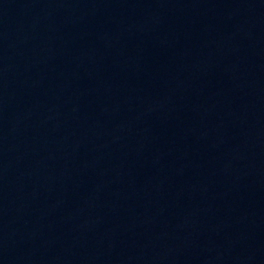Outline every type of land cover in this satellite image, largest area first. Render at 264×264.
<instances>
[{
    "label": "water",
    "instance_id": "water-1",
    "mask_svg": "<svg viewBox=\"0 0 264 264\" xmlns=\"http://www.w3.org/2000/svg\"><path fill=\"white\" fill-rule=\"evenodd\" d=\"M0 264H264V0H0Z\"/></svg>",
    "mask_w": 264,
    "mask_h": 264
}]
</instances>
